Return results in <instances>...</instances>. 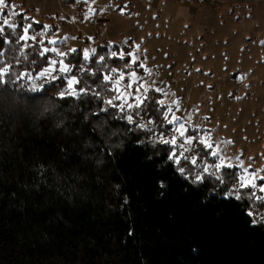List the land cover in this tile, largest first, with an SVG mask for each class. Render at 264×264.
<instances>
[{
  "label": "trees",
  "instance_id": "trees-1",
  "mask_svg": "<svg viewBox=\"0 0 264 264\" xmlns=\"http://www.w3.org/2000/svg\"><path fill=\"white\" fill-rule=\"evenodd\" d=\"M64 2L84 10L88 0ZM25 12L3 10L11 24L0 20V68H9L0 80V264H264V217L251 212L260 194L225 198L236 169H221L224 184L205 174L195 184L202 168L169 161L172 146L158 139L173 125L154 90L134 111L147 108L157 132L127 122L128 99L104 77L133 71L128 54L100 45L86 60L77 48L61 56L68 73L39 76L60 58L48 41L55 17L44 24Z\"/></svg>",
  "mask_w": 264,
  "mask_h": 264
},
{
  "label": "rangeland",
  "instance_id": "rangeland-1",
  "mask_svg": "<svg viewBox=\"0 0 264 264\" xmlns=\"http://www.w3.org/2000/svg\"><path fill=\"white\" fill-rule=\"evenodd\" d=\"M3 10L26 11L44 24L55 17L57 30L48 41H57L49 49L60 58L39 76L65 75L60 52L80 48L89 54L106 45L111 53L128 54L136 68L112 69L107 76L120 98L128 99L124 106L141 103L149 90L160 93L173 121L165 136L176 138L177 152L195 157L202 175L205 166L215 171L224 160L264 198V0H88L84 10L64 0H7L0 20L11 24ZM129 110L135 121L147 124V108L139 115ZM228 181V192L238 189V180ZM262 201L252 203L255 217H264Z\"/></svg>",
  "mask_w": 264,
  "mask_h": 264
},
{
  "label": "snow or ice",
  "instance_id": "snow-or-ice-1",
  "mask_svg": "<svg viewBox=\"0 0 264 264\" xmlns=\"http://www.w3.org/2000/svg\"><path fill=\"white\" fill-rule=\"evenodd\" d=\"M6 3H7V0H0V9L4 8V6L6 5ZM13 15H15V13H13ZM3 24L4 25H8L9 24V21L8 20H3ZM30 27H31V25H29L28 28H25L24 29V34H22V35L19 36V40L21 42L26 41V40L29 39L27 33H28ZM0 31H2V28H0ZM31 39H36V37H31ZM49 43L54 44V43H57V41L53 40V41H49ZM47 51H48V49H45L44 52L41 53V55H44V53L47 52ZM58 55L64 56L65 53L60 52V53H58ZM111 55L113 57H116L117 56V53L116 52H112ZM84 58L86 60L88 59V53L87 52H85ZM121 58H123V54H121ZM100 59L103 60L104 57H101ZM51 63L52 64H55V63H57V61L54 60ZM59 63L61 65V67L59 69L61 72H67L69 70L66 66H64L63 60L59 61ZM8 73H9V68H7V67L0 68V80H2L3 77L5 76V74H8ZM41 75H44V73H42ZM18 76L20 78H23L25 76V73H19ZM29 78H31V77H29ZM104 79L105 80H108L109 77L105 76ZM76 83H77V81L75 79H71V80L68 81V87L71 88ZM81 91H84V90L81 89ZM60 95L63 96L64 94L61 93ZM117 99H120V97H117ZM142 99L146 102L147 97H143ZM107 103L108 104H112L113 101L112 100H109V101H107ZM160 103L162 104V102H160ZM126 106L129 109H133V108L140 109V108H142L143 105H142V103L137 102L136 104H127ZM137 115H139V113H137ZM126 119H127V122L130 125L135 124V126L138 127L141 131H146L148 133H152L153 132V129L150 127V125L152 123H154V122L151 121V120H149L147 122V124H138V123L134 122L132 115H127ZM164 120L166 122H168L169 124L173 123V121H171V120L168 119L167 114L164 116ZM181 127H183V126H181ZM180 135L183 136L184 133L183 132H180ZM158 142L161 143V144H163V145H165V146H168V145H171L172 146V149L169 150V156H168V160L169 161H173L176 165H180L182 161H188V162L191 163V165L193 167H196L197 166V159L195 157H192L191 159H189V157L188 156H185L183 152L176 153L174 151L175 146H177V144H178V141L176 140L175 137H172L171 139H168V138H166V136H165L164 133H161V135L159 136ZM138 143H141V141H138ZM187 143L188 144H191L192 141L191 140H188ZM212 146L213 145L210 144V143L205 145V147H207L209 149ZM185 151H187V149H185ZM212 155L215 156V155H217V153H212ZM231 166L232 165H230V164H225L224 160L221 159L220 160V163H218V164H216L214 166L215 171H211L210 172L209 167L208 166H205L203 168V173L205 175H211L212 177H214V179L217 182H219L220 184H224L225 183V180L218 173H220V171H221L222 168H224V167H231ZM177 171L182 176H184L185 179L188 178L187 176L184 175L185 172H186V169L184 167H178L177 168ZM192 175L194 176V179L192 180L193 183H195V184H202L203 183V181L205 179V175H202L200 173H193ZM160 186L161 187L164 186L163 185V182L160 183ZM249 187H251V188L254 189L256 187V185L254 183H251L250 181L249 182H245L243 179L238 178V189H233V190H230L229 192H226L225 193V198H228V197H231V196L235 195V198L237 200H240V199H242L241 191L249 190ZM260 191L264 192V188H260ZM261 199H264V198H261ZM249 215H251V213H249ZM262 222H264V219H262ZM256 223H257V221H253V224L254 225ZM131 234L132 233L130 231L129 232V235H131Z\"/></svg>",
  "mask_w": 264,
  "mask_h": 264
}]
</instances>
